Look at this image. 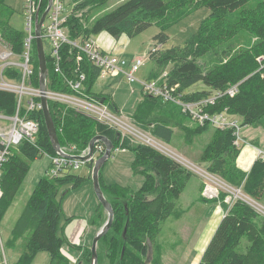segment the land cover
<instances>
[{"label":"trees","instance_id":"trees-1","mask_svg":"<svg viewBox=\"0 0 264 264\" xmlns=\"http://www.w3.org/2000/svg\"><path fill=\"white\" fill-rule=\"evenodd\" d=\"M106 1L77 2L65 23L69 38L89 37L91 33L102 30L114 37L121 34L131 37L155 22L160 27V32L154 36L156 45L149 51L156 65L150 79L166 71L161 81L168 86H175L186 99L196 100L215 95L214 102L207 106L209 111H226L239 118L241 126L264 125V66L260 67L257 60V56L264 55V0H125L95 18L91 27L85 26L80 16H75L76 10H92ZM41 5L44 8V0ZM203 6L208 7L210 13L201 21L198 31L188 37L183 45L164 48L163 44L168 39L165 30ZM12 12L7 0H0V36L15 52H20L25 34L10 25ZM241 32L252 35L253 43L235 51L207 70L200 66L198 58L218 49ZM61 55L62 74L54 71L51 59L46 55L47 85L51 90L69 91L65 77L76 75L75 50L65 43L61 47ZM32 68V83L38 87L39 69L35 44ZM80 69L86 78L85 91L96 99H103L110 110L121 115L110 96L91 89L99 76V68L83 56ZM3 75L8 79H20L17 67H5ZM199 81L204 85L202 89L189 90ZM233 84H236V91L231 96L225 91ZM36 99L39 100L40 97ZM16 102L17 97L13 92L0 89V114L13 115ZM48 106L60 146L74 145V153H79L88 146L93 136L102 134L113 142L114 148L131 149L134 152L131 167L134 173H141L144 178L138 190H129L126 186L115 183L105 185L99 176L101 188L114 209V218L109 230L97 243L98 264L101 242L107 246L106 255L112 261L117 259L115 264H148L147 257L152 248L155 249L160 225L169 216L178 214L177 199L193 171L155 147L137 141L118 128L108 126L67 104L48 99ZM174 107H177V111ZM20 111L25 113L24 108ZM174 112L180 118L188 117L178 105L164 102L159 97L142 91L141 99L130 116L141 130L166 142L172 140L174 126L183 131L184 139L189 142L212 128L211 137L202 148L199 159L206 163L208 171L221 177L230 186L240 188L243 194L264 206V156H258L250 169L244 171L236 164L240 147L233 144L235 135L231 128H214L209 124H199L191 118L189 120L192 125H185L176 118L177 115L173 116ZM28 117L38 121L39 130L33 142L24 139L16 145L15 151L12 148L3 164L0 219L28 173L30 162L43 154L57 155L45 126L42 110L35 108L28 112ZM85 162L91 173L93 160ZM73 169L72 166H66L57 176L47 172L38 179L12 229L14 239L30 230L25 248L14 264H33L35 256L42 250L50 255L48 264H74L63 254L64 246L82 250L77 262L85 264L86 259L90 264V248L71 243L65 234V227L72 218H62V200L68 188L80 187L85 181L91 180L90 173L81 176ZM227 194V191H219L213 200L221 203L225 213L197 264H264V213L256 210L243 198L225 201ZM201 197L206 199L205 196ZM101 209L103 206L99 202L90 218L97 229L103 224L97 220L101 219ZM243 238L246 243L242 241Z\"/></svg>","mask_w":264,"mask_h":264},{"label":"rangeland","instance_id":"rangeland-1","mask_svg":"<svg viewBox=\"0 0 264 264\" xmlns=\"http://www.w3.org/2000/svg\"><path fill=\"white\" fill-rule=\"evenodd\" d=\"M24 1L25 0H7V4L13 9L9 18V23L13 28L23 33V35L25 34ZM79 1L81 0H64L66 12H70L74 4ZM124 1L125 0H107L103 5L92 10L90 9L87 11V8L78 11L76 10L75 16H80L83 24L87 27H91L95 18L109 12ZM209 13L210 9L203 6L170 25L165 30L168 39L163 44V47L169 48L172 46L183 45L188 37L198 31L201 21L207 17ZM47 22L48 18L45 20L46 24ZM159 32L160 27L153 22L150 26L131 37L125 34L114 37L104 30L98 33H91L90 37L104 51L119 58L126 59L128 63L126 67H129V63L134 56L142 57L144 60L143 64L134 75L138 80L145 81L150 79L152 72L156 68L155 61L150 57L149 51L156 45L154 36ZM253 41L254 37L252 35L246 32H241L218 49L208 52L198 58L197 61L204 70H207L215 63L226 59L235 51L249 46ZM43 45L45 54L49 56L50 44L47 38L43 39ZM158 46L161 45L158 44ZM14 61L18 62L17 59H14ZM203 87V83L199 81L192 85L189 90L202 89ZM91 89L93 92L111 93L114 98V103L123 113L121 115L118 114V116L120 115L119 117L129 125H132L145 135H148L150 141H157L162 144L175 153L176 156L178 155V158L181 160H187L195 164L197 167L206 168V163L202 162L199 157L202 148L211 137L212 128H209L199 136H195L193 141L189 142L184 139L183 131L179 127L174 126L172 140L166 142L152 136L147 133V131L141 130L130 116L135 110L141 97L142 90L139 81L130 82L125 75L115 73L114 75L98 76L92 84ZM27 99L28 96L24 95L21 102L23 106H27ZM174 109L177 111V107H174ZM172 111L173 110H171V112ZM176 115V118L183 124L189 126L192 125L189 117L180 118L179 114L174 112L173 116ZM9 123H11L10 119L0 117L1 126H7ZM128 129L129 130H124L122 133L129 134L137 141L147 143L136 135L139 134L137 130L130 127ZM240 137L243 141L242 145L252 142L258 149V155L264 156V125H243L240 129ZM12 148L14 151L17 149L16 145L12 146ZM133 158L134 152L131 149L114 148L111 155L107 158L99 171V176L103 184L109 185L115 183L121 186H126L129 190H138L141 187L144 178L141 173H134L131 167ZM49 163L50 158L48 154H43L30 162L28 173L19 186L12 203L0 219V236L4 253L9 264H14L16 262L20 253L23 252L26 241L30 235V230H27L22 236L14 239L12 229L17 218L24 210L27 200L38 179L47 174L50 165ZM73 170L81 176H87L90 173L89 166L86 162L79 163L77 168H74ZM213 175L224 181L216 174ZM206 181L210 180L193 170V174L191 175L186 188L180 194L176 202V210L180 211L182 215L179 218H176L175 215H171L162 221L156 238L155 249L152 248L149 253H152V257H150V255L147 257L148 264H197L199 256L203 253L209 239L219 223L223 207L219 201H213L216 197H213V199H203L204 201L196 199L200 185V190L202 191V187ZM63 189L64 187L62 190ZM219 190L225 191L226 189L220 188ZM65 194L66 195L62 200V218L75 217L79 219L80 217H91L95 207L93 205L99 204V200L93 190L92 180L85 181L80 187L68 188V191ZM89 194L91 196H89ZM211 206L214 208L212 209ZM101 213V219L97 220L104 222L107 217L104 208L101 209ZM204 236L205 238H203ZM86 237L87 246L90 248L93 235L89 232V227L84 231L81 240H84ZM202 238L203 243L201 242ZM242 241L246 243L245 238H243ZM64 248L72 255L76 253L67 246H64ZM106 248L107 246L103 242L99 243L98 251L100 255V264H115L117 259L112 261V258L105 253ZM63 254L65 253L63 252ZM65 255L68 257V254ZM49 257L50 255L47 251H39L34 258L33 264H48ZM142 257L146 260L145 256ZM73 263L76 264L77 260H74ZM85 264H89L86 259Z\"/></svg>","mask_w":264,"mask_h":264},{"label":"built area","instance_id":"built-area-1","mask_svg":"<svg viewBox=\"0 0 264 264\" xmlns=\"http://www.w3.org/2000/svg\"><path fill=\"white\" fill-rule=\"evenodd\" d=\"M45 6L42 8V0H25L23 9L25 13V36L22 43V49L20 52H15L12 46L7 43L0 36V89L13 92L17 97L16 110L13 115L7 116L0 114V117H5L11 120L7 126L0 125V180L2 177V167L7 160L12 146L19 144L22 140L27 139L31 142L35 140L37 132L39 130V123L36 119L28 117V112L38 108L41 109L40 99L36 97L41 96V90L35 87L32 83V55L35 44V24L37 15L40 16L48 5V0H44ZM75 5V4H74ZM74 7V6H73ZM73 13V8L70 12H66L64 6V0H51L49 9L41 24L40 36L42 42L44 38H47L50 44L49 58L53 65L55 72L62 74L61 67V47L67 43L75 50L76 58V75L75 77H65V82L69 87V91H55L46 86L44 92L47 99H51L60 103L67 104L76 110L96 118L98 121L107 124L111 127H116L121 132L133 128L121 117L108 108L104 102H100L99 99L94 98L85 91V74L80 69V62L83 56L97 68H99V76L114 75L115 73H121L127 77L130 82L139 81L143 92L159 97L164 102H171L180 107L183 113L187 114L189 118L199 124H209L214 128L226 129L231 128L233 130L234 139L233 144L237 147H241L242 140L240 137L241 123L234 115L227 113L226 111L211 112L207 109V106L214 102L215 95L212 97H204L196 100L186 99L182 92L178 91L175 86H168L166 82L161 81L166 75L164 71L156 78L140 81L135 77V72L143 64V58L140 56H134L129 67L127 61L124 58H119L111 53L104 51L90 36L71 39L67 34L65 23L67 18ZM48 18L47 24L45 23ZM36 46V45H35ZM44 46V45H43ZM45 51V50H44ZM46 55V54H45ZM18 62H15L14 59ZM257 60L260 67L264 66V55L257 56ZM17 67L20 71V79L15 78L8 79L4 77L3 70L5 67ZM48 82V78H47ZM236 91V84L231 85L225 91L229 95H234ZM24 95L28 96L27 106L22 105V98ZM25 109V113H21V109ZM139 136L143 141H146L150 145L154 146L161 152L168 156H171L175 160L179 161L192 171L198 172L203 177L209 179L202 187V195L206 198H213L218 196L219 189L225 188L228 194L225 197L226 201H230L233 198L239 197L248 201L256 210L264 213V206L259 202L253 200L247 195L241 192L240 188L232 187L218 179L206 168L197 167L192 162L187 160H181L179 156L173 153L171 150L158 143L149 140L148 135H145L141 131L137 130ZM104 144L98 141L95 144V151L93 153V159L99 157L104 151ZM63 152L68 154L84 155L88 152V147L83 149L79 153H74L75 146H61ZM263 156V155H261ZM50 165L48 173L52 176L59 175L66 166H72L77 168L79 163L84 162L76 158H70L62 154L57 153L55 156H49ZM216 184V185H214ZM2 195V188L0 183V197ZM0 264H9L5 256L2 239L0 236Z\"/></svg>","mask_w":264,"mask_h":264},{"label":"water","instance_id":"water-1","mask_svg":"<svg viewBox=\"0 0 264 264\" xmlns=\"http://www.w3.org/2000/svg\"><path fill=\"white\" fill-rule=\"evenodd\" d=\"M50 3H51V0H48V5L45 8V10L41 13L40 16L37 15L36 24H35V34H36L35 45H36V53H37L38 69H39V73H38L39 89L41 90V96H40L41 110L43 113L44 123L47 129L50 141L52 143L54 150L57 153L70 157V158H76L84 162L93 160V165L91 169V180L93 184V190L99 202L101 203V205L103 206V208L105 209L107 213L106 220L96 230L95 234L93 235L91 246H90V251H91L90 264H98L97 243L99 239L109 230L113 222V218H114V209L110 201L107 199L106 195L104 194L101 188V185H100L99 171L102 165L104 164V162L111 155V151L114 148V144L107 136L102 135V134H96L90 139L88 146H87L88 152L84 155L68 154V153L63 152L61 149L58 136H57V132H56V128H55L52 116L50 114V111H49L48 99L44 94L46 90V86H47L48 69H47L44 46H43L42 38L40 36V30H41V24L49 9ZM100 102H103V99H100ZM98 141H101L104 144L105 148H104L103 153L99 157H97L96 159H93L92 155L95 151V144ZM125 232H126V226L123 229V236L125 235ZM123 251H124V246L122 248V254H123ZM76 264H82V261H78Z\"/></svg>","mask_w":264,"mask_h":264},{"label":"crops","instance_id":"crops-1","mask_svg":"<svg viewBox=\"0 0 264 264\" xmlns=\"http://www.w3.org/2000/svg\"><path fill=\"white\" fill-rule=\"evenodd\" d=\"M142 90V89H141ZM103 93V92H102ZM104 94L110 96V99L111 101L114 102V98H113V95L109 92H105ZM141 96H142V93H141ZM141 99V97H140ZM139 99V100H140ZM119 113L123 114L121 112V110L119 109ZM236 117V116H235ZM258 149L256 148L255 144H253L252 142H248L246 144H243L241 147H240V151H239V154L236 158V164L239 168H241L242 170L244 171H248L252 165V163L254 162V160L256 158H258ZM87 181H90L87 180ZM86 181V182H87ZM189 181V180H188ZM85 183V182H84ZM83 183V184H84ZM188 183V182H187ZM85 185H89V184H85ZM187 186V184H186ZM185 186V188H186ZM184 188V189H185ZM200 188H201V185H200ZM198 190V193H197V196H196V199L198 200H201V201H204L202 199V194H201V190ZM184 191V190H183ZM182 191V192H183ZM89 196H91L89 194ZM261 204V203H260ZM93 206L94 209L96 208V204H94ZM212 207V206H211ZM214 207H212L213 209ZM93 209V211H94ZM93 213V212H92ZM224 213H225V210L224 208L222 207V216L220 217V220L221 218L224 216ZM182 215V213L180 211H178V214L175 215L176 218H179L180 216ZM92 216V215H91ZM90 218L91 217H88V218H72L68 224L66 225L65 227V234L67 236V239L68 241H70L71 243L73 244H77V245H82V247H86L87 246V237L84 239V240H81V236L83 235L84 231L89 227V232L92 233V235H94L95 231H96V224H92L90 222ZM219 220V221H220ZM217 227V226H216ZM215 231V230H214ZM214 233V232H213ZM213 235V234H212ZM206 236V235H205ZM205 236L203 238H205ZM212 237V236H211ZM203 238L201 239V242L203 243ZM211 239V238H210ZM209 239V240H210ZM205 240V239H204ZM209 242V241H208ZM208 244V243H207ZM207 246V245H206ZM206 248V247H205ZM83 249V248H82ZM205 250V249H204ZM62 251L65 253V254H68V257L69 259L73 262L74 260H77V258L81 255V251L82 250H77V249H73V251H75L76 253L74 255H72L71 253H68L67 250L65 248H62ZM204 252V251H203ZM201 256L202 254L199 256L198 258V262L200 261L201 259ZM197 262V263H198Z\"/></svg>","mask_w":264,"mask_h":264}]
</instances>
